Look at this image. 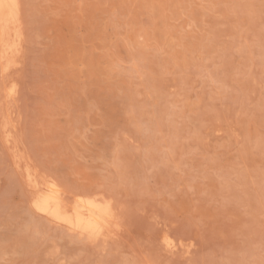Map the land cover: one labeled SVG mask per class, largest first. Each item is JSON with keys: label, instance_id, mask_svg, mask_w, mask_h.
Here are the masks:
<instances>
[{"label": "rangeland", "instance_id": "374dc122", "mask_svg": "<svg viewBox=\"0 0 264 264\" xmlns=\"http://www.w3.org/2000/svg\"><path fill=\"white\" fill-rule=\"evenodd\" d=\"M19 2L0 264H264V0ZM28 174L113 223L38 212Z\"/></svg>", "mask_w": 264, "mask_h": 264}, {"label": "bare ground", "instance_id": "6f19581e", "mask_svg": "<svg viewBox=\"0 0 264 264\" xmlns=\"http://www.w3.org/2000/svg\"><path fill=\"white\" fill-rule=\"evenodd\" d=\"M20 10L19 0H0V64L2 68L14 64L15 57L22 51L23 31ZM30 175L28 174V186L32 192V206L47 217L50 216L59 223L65 222L73 230L84 235L100 233L113 220V206L110 200L96 198L95 195V197L83 196L68 201L69 197L62 194L55 182L49 180L47 184L41 186Z\"/></svg>", "mask_w": 264, "mask_h": 264}]
</instances>
